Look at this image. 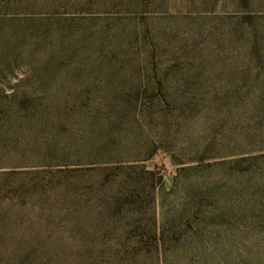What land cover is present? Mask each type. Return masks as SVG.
I'll return each instance as SVG.
<instances>
[{
    "label": "rangeland",
    "instance_id": "obj_1",
    "mask_svg": "<svg viewBox=\"0 0 264 264\" xmlns=\"http://www.w3.org/2000/svg\"><path fill=\"white\" fill-rule=\"evenodd\" d=\"M243 12L264 18V0H0V18L15 20L12 23L17 25L13 33L7 31L4 39H18L21 59L12 69H0V93L8 99L18 81L23 90L37 93L38 99L46 96L43 103L56 107L57 120L67 124L45 131L34 125L35 132H26L19 120L0 122V231L6 241L0 252L10 255L12 264L20 263L27 249L22 243L24 235L34 237L39 233L54 238L45 250L50 264H79L87 260L79 253L98 245L99 235L104 234L101 210L106 195L92 186L105 174L103 169L111 166L101 163L104 157L97 155L102 152L97 142H102L105 133L102 122L92 125L90 106L105 107L111 101L117 108L114 111H119L126 102V90L136 85L141 88L144 76L130 68H93L99 37L104 36L118 54L134 59L138 47L130 44V39L147 29L166 41L170 52L182 42L187 44V59L197 63L181 71L184 80L194 78L193 90L181 87L186 90V105H193L190 92L196 91L195 112L181 121L152 123L146 129L137 124L134 127L132 116L126 117L122 131L129 146L137 151L145 144L163 141V150L169 155L194 157L210 138L216 142L223 138V145L214 147L215 151L245 145L243 137L254 126L250 109L262 101L260 97L248 99L247 93L260 96L264 88V46L259 59L244 52H230L229 18ZM27 23L31 29L26 30ZM257 29L264 42V22ZM89 30L94 34L90 35ZM177 78L172 72V86L185 84L176 83ZM233 91H239L240 96L232 98ZM114 93L116 97H109ZM74 105L77 109L69 111L68 107ZM58 128L61 132L56 137L55 153L62 156L61 168L79 171L76 178L81 181V190L76 194L80 200L74 201L77 206L67 217L53 218L50 212L57 211L72 196L64 192L48 194L53 205L33 209L32 215L25 218L31 206L26 207L27 199L17 189L22 182L35 184L40 180L38 171L56 166L53 161H44L42 152ZM166 153L159 152L143 164L159 172L168 189L175 167ZM218 154L216 160L222 159ZM13 171L26 174L14 176L10 174ZM33 198L36 200V195ZM10 200L18 204L12 207Z\"/></svg>",
    "mask_w": 264,
    "mask_h": 264
},
{
    "label": "trees",
    "instance_id": "obj_2",
    "mask_svg": "<svg viewBox=\"0 0 264 264\" xmlns=\"http://www.w3.org/2000/svg\"><path fill=\"white\" fill-rule=\"evenodd\" d=\"M246 2L240 0V3ZM229 20L230 52H244L259 59L264 42L257 28L264 18L243 12ZM14 21L0 18V69H12L21 60L18 39H4L8 30L13 33L17 27ZM24 26L26 30L32 28L29 23ZM89 34L93 35L94 31L89 30ZM99 38L94 49L96 57H92L93 68H130L144 77L141 88L136 85L126 90L123 97L126 102L119 111H114L117 108L111 101L105 107L90 106L92 125L102 122L105 133L102 142H97V148L102 151L97 155L104 157L101 163L111 167L104 168L105 174L92 186L106 195L101 210L104 234L99 235L98 245H90L79 253L87 259L79 264H264V88L260 96L247 93L248 99L260 97L262 101L250 109L254 126L243 137L245 145L241 143L215 151L214 147L223 145V138L219 142L210 138L194 157L183 153L169 155L163 150V141L145 144L136 151L124 140L122 128L127 125L124 119L132 116L134 127L137 124L146 129L152 123L166 125L192 115L198 99L196 91L190 92L193 105H186V90L181 86H186L188 92L193 90L194 78L184 80L185 74L181 71L197 63L187 59V44L182 42L170 52L167 42L147 29L134 33L130 39V44L138 47L134 59L118 54L104 36ZM172 72L177 73L176 83L185 84L172 86ZM16 83L8 99L0 93V122L19 120L26 126V132H35L34 125H40V131L67 126L65 121L57 120L56 107L43 103L46 96L38 99L37 93L23 90L18 81ZM239 96V91L231 94L234 99ZM76 109V105L68 107L69 111ZM229 109L232 108L229 106ZM59 132V128L53 131L42 152L44 161H53L56 166L38 171L40 180L35 184L22 182L17 189L26 197V207L31 206L28 209L31 213L27 211L25 218L32 215L33 209L42 210L53 205V201H48V194L64 192L72 196V201L67 199L57 211L50 212L53 218L67 217L77 206L73 205L74 201L80 200V195L76 194L81 190V181L76 178L79 171L59 166L62 156L55 153ZM159 152L166 153L175 167L168 189L164 187V177L143 164ZM214 153H220L218 155L223 158L216 160ZM9 202L12 207L18 204ZM5 242L0 231V246ZM52 242L53 237L39 233L34 237L24 235L22 243L27 249L22 252L18 264H50L45 250ZM40 250L42 255H38ZM11 259L10 255L6 257L5 252H0V264H12Z\"/></svg>",
    "mask_w": 264,
    "mask_h": 264
}]
</instances>
